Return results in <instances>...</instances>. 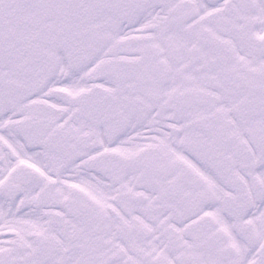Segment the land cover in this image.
Wrapping results in <instances>:
<instances>
[{"label":"snow or ice","instance_id":"obj_1","mask_svg":"<svg viewBox=\"0 0 264 264\" xmlns=\"http://www.w3.org/2000/svg\"><path fill=\"white\" fill-rule=\"evenodd\" d=\"M0 264H264V0H0Z\"/></svg>","mask_w":264,"mask_h":264}]
</instances>
